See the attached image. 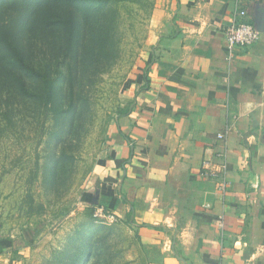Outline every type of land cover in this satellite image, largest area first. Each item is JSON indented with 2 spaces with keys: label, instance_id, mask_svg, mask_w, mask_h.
<instances>
[{
  "label": "rangeland",
  "instance_id": "1",
  "mask_svg": "<svg viewBox=\"0 0 264 264\" xmlns=\"http://www.w3.org/2000/svg\"><path fill=\"white\" fill-rule=\"evenodd\" d=\"M173 3L0 0V264H177V233L96 219L93 180Z\"/></svg>",
  "mask_w": 264,
  "mask_h": 264
},
{
  "label": "crops",
  "instance_id": "2",
  "mask_svg": "<svg viewBox=\"0 0 264 264\" xmlns=\"http://www.w3.org/2000/svg\"><path fill=\"white\" fill-rule=\"evenodd\" d=\"M241 10L260 39L230 57ZM161 19L96 195L165 252L177 233V264H264V0H174ZM206 161L225 166L224 193Z\"/></svg>",
  "mask_w": 264,
  "mask_h": 264
},
{
  "label": "built area",
  "instance_id": "3",
  "mask_svg": "<svg viewBox=\"0 0 264 264\" xmlns=\"http://www.w3.org/2000/svg\"><path fill=\"white\" fill-rule=\"evenodd\" d=\"M247 12L241 10L235 13L233 21L226 28V43L229 51V56L232 57L235 51L238 49H247L253 47L260 39L259 29L245 19ZM220 139H224V135H219ZM224 167L220 165H214L211 162H204L200 176L203 179H212L220 182L219 191L224 193L226 190V180L224 178ZM94 217L100 222L108 225H114L118 223V218L112 214L107 213L104 208L96 209Z\"/></svg>",
  "mask_w": 264,
  "mask_h": 264
},
{
  "label": "trees",
  "instance_id": "4",
  "mask_svg": "<svg viewBox=\"0 0 264 264\" xmlns=\"http://www.w3.org/2000/svg\"><path fill=\"white\" fill-rule=\"evenodd\" d=\"M16 51V50H15ZM105 209V208H104ZM107 213H110L107 209H105Z\"/></svg>",
  "mask_w": 264,
  "mask_h": 264
}]
</instances>
